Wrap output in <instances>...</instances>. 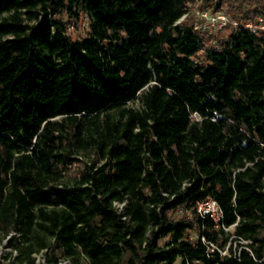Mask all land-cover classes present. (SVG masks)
I'll return each instance as SVG.
<instances>
[{"label": "trees", "instance_id": "trees-1", "mask_svg": "<svg viewBox=\"0 0 264 264\" xmlns=\"http://www.w3.org/2000/svg\"><path fill=\"white\" fill-rule=\"evenodd\" d=\"M196 1L241 26L207 46ZM259 17L261 0H0L5 260L264 264Z\"/></svg>", "mask_w": 264, "mask_h": 264}, {"label": "rangeland", "instance_id": "rangeland-1", "mask_svg": "<svg viewBox=\"0 0 264 264\" xmlns=\"http://www.w3.org/2000/svg\"><path fill=\"white\" fill-rule=\"evenodd\" d=\"M264 3V0H261ZM199 2H194L190 4V13L193 23V28L196 32L202 33L207 41V46L209 44L215 43V39L226 38L232 30L237 29L241 25L232 18V15L229 13H218L213 14L207 11H199ZM257 6H255L256 8ZM206 14V15H204ZM185 15L182 19H184ZM218 17H224V21L218 19ZM182 19L180 21H182ZM179 21V22H180ZM243 26L248 27L258 33H264V17H259L257 24L248 23ZM88 31V22L86 19L81 20V22L76 27H71L69 33L73 38L84 37ZM137 106V102L132 104ZM195 237V234H192V238ZM8 248L6 245L0 247V264H9L4 260V255L7 253ZM39 257V255H38ZM36 264H43L42 258H37Z\"/></svg>", "mask_w": 264, "mask_h": 264}, {"label": "built area", "instance_id": "built-area-1", "mask_svg": "<svg viewBox=\"0 0 264 264\" xmlns=\"http://www.w3.org/2000/svg\"><path fill=\"white\" fill-rule=\"evenodd\" d=\"M204 15H206V14H204ZM218 19L221 21H224V17H218ZM196 209H197L198 214H200L201 216H210V218L215 223H218L222 220V213H221V210H220L218 204L211 199L197 203ZM9 238H10V236H8L6 239H4L2 241V244L0 245V247L4 244L6 245V247L9 250V251H7V253L10 252V248L8 247ZM44 253H45V250L41 251L39 254L34 255L35 264H36L37 258H42V263L47 264L46 260H45ZM5 255H4V257H5ZM38 255H39V257H38ZM221 255H226V251L221 252ZM14 256H15V253H13V256L11 259L5 260V258L4 257L3 258L5 261H7L10 264V262L13 260ZM56 264H71V261L67 258H59Z\"/></svg>", "mask_w": 264, "mask_h": 264}]
</instances>
